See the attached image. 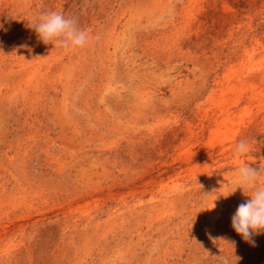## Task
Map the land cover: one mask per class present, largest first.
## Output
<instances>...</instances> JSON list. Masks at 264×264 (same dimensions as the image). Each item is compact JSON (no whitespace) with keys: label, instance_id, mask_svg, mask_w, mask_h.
Instances as JSON below:
<instances>
[{"label":"rangeland","instance_id":"rangeland-1","mask_svg":"<svg viewBox=\"0 0 264 264\" xmlns=\"http://www.w3.org/2000/svg\"><path fill=\"white\" fill-rule=\"evenodd\" d=\"M49 11L87 46L44 44ZM244 162L264 0H0V264H264L231 223Z\"/></svg>","mask_w":264,"mask_h":264},{"label":"clouds","instance_id":"clouds-1","mask_svg":"<svg viewBox=\"0 0 264 264\" xmlns=\"http://www.w3.org/2000/svg\"><path fill=\"white\" fill-rule=\"evenodd\" d=\"M44 44H55L65 49L84 48L90 35L80 27L75 18L66 17L62 12L41 13L31 26ZM237 156L251 153L246 140H239L234 148ZM236 182L243 193L250 197L241 203L231 218L232 228L242 239L255 246L253 237L264 233V168H253L247 162L236 169ZM215 206V205H214Z\"/></svg>","mask_w":264,"mask_h":264}]
</instances>
